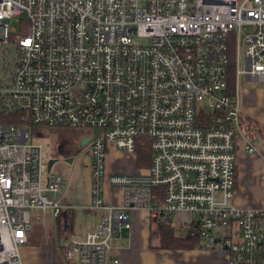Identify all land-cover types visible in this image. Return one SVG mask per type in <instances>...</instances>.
Returning a JSON list of instances; mask_svg holds the SVG:
<instances>
[{
  "label": "built area",
  "instance_id": "built-area-1",
  "mask_svg": "<svg viewBox=\"0 0 264 264\" xmlns=\"http://www.w3.org/2000/svg\"><path fill=\"white\" fill-rule=\"evenodd\" d=\"M25 14L19 33L8 28ZM13 42L9 82L0 75V113L18 116L0 123V264H25L33 211H62L68 179L49 171L30 124L98 130L88 209L106 213L68 242L66 261L120 264L114 231L143 209L166 222L186 214L180 236L224 249L228 264H264V207L235 203L243 111L228 91L233 58L236 79L264 82V0H0V44ZM111 148H146L150 166L107 179ZM106 184L120 205L107 204Z\"/></svg>",
  "mask_w": 264,
  "mask_h": 264
},
{
  "label": "crops",
  "instance_id": "crops-1",
  "mask_svg": "<svg viewBox=\"0 0 264 264\" xmlns=\"http://www.w3.org/2000/svg\"><path fill=\"white\" fill-rule=\"evenodd\" d=\"M252 83L254 82L246 76H240L236 80L234 94L243 111V126L248 119L260 125L259 128L252 129L249 135L245 134V130L237 135L238 176L235 203L240 207L264 205V202L263 205L251 202L253 196L250 195L254 193L249 188L255 183V189L260 193L261 187H264V95ZM86 138L89 136H81L82 141ZM249 144L254 145L257 152L249 153L246 149ZM87 145L91 156L90 143ZM129 154L115 148L109 150L105 169L107 179L113 175H133L140 172L142 167L137 165V157ZM80 155L69 159V164L60 160L53 169L63 173L68 179L66 187L57 195L62 211L59 217H55L51 211L32 212V230L28 233L27 244L22 248L25 264H76L66 261L65 246L70 240H82L88 232L96 228L105 215L103 210L93 212L88 209L91 203L92 160H85L86 163L83 164L85 156ZM104 194L108 205L118 206L123 201L122 190L109 184H106ZM127 213L132 221L131 228L116 229L113 234L112 258L119 260L120 264H228V255L220 247L204 250L197 243V247L190 250H175L162 248L161 237L153 242L152 224L159 222L162 232L163 224L172 227L175 219L173 222L159 221L143 209H129ZM184 217H187L186 214ZM178 227L177 230L175 226L172 227L174 236L183 238Z\"/></svg>",
  "mask_w": 264,
  "mask_h": 264
},
{
  "label": "rangeland",
  "instance_id": "rangeland-1",
  "mask_svg": "<svg viewBox=\"0 0 264 264\" xmlns=\"http://www.w3.org/2000/svg\"><path fill=\"white\" fill-rule=\"evenodd\" d=\"M20 19L27 20V15H23L22 17H15L14 19L8 20L6 23L8 24V28L13 30L16 29V33H19L21 29ZM139 43H144L145 41L136 39ZM16 58V46L15 43L9 44H0V75L1 77L9 82L10 73L14 69V63ZM253 86L263 93L264 95V82L260 83L254 81L252 83ZM25 128L29 134V142L41 144L43 146V160L45 163H49L50 160H60L68 163L69 159H75L79 154L80 157H84L83 164L86 163L85 160H89L91 158L88 152V145L82 146L81 136H90L97 135L98 130L87 128V129H76L69 127H39L35 128L31 125H26ZM79 150L80 152H77ZM131 155V154H129ZM132 156V155H131ZM69 164V163H68ZM73 164V163H71ZM56 165L53 167L55 169ZM143 168V167H142ZM52 169V170H53ZM256 184L253 183L249 186L251 192L254 194L253 200L251 202H259L260 205H263L264 202V187H261L260 193H258L255 189ZM243 195L242 191H238ZM258 193V194H257ZM262 195V196H261ZM217 198L220 199V194L217 195ZM236 199V195H235ZM264 207V205L262 206ZM262 207H246V208H262ZM183 214H178L175 217V221L172 223V227L175 226V230H177V226L179 224L178 218L182 219ZM184 216V215H183ZM154 222V221H153ZM159 222H155L152 224L151 233H152V241L156 242L161 237V229L158 224ZM130 224L132 225V221L130 218ZM127 233V232H126ZM220 235H229L230 230L228 228H223L218 231Z\"/></svg>",
  "mask_w": 264,
  "mask_h": 264
},
{
  "label": "trees",
  "instance_id": "trees-1",
  "mask_svg": "<svg viewBox=\"0 0 264 264\" xmlns=\"http://www.w3.org/2000/svg\"><path fill=\"white\" fill-rule=\"evenodd\" d=\"M235 59L231 60V69L230 75L228 79V91L231 95L235 94L236 90V75H235ZM0 123L1 124H18V116L10 115L5 113H0ZM31 126L35 128H39V125ZM258 123L252 119H248L247 123L244 124L243 130H245V134L249 135L252 129L259 128ZM43 127V126H42ZM45 127V126H44ZM137 165L140 167L150 166V158L151 155L148 153V149L146 148H138L137 151ZM198 240L196 238H177L174 236V229L167 224H163L162 232H161V247L164 249H175V250H190L197 247Z\"/></svg>",
  "mask_w": 264,
  "mask_h": 264
},
{
  "label": "water",
  "instance_id": "water-1",
  "mask_svg": "<svg viewBox=\"0 0 264 264\" xmlns=\"http://www.w3.org/2000/svg\"><path fill=\"white\" fill-rule=\"evenodd\" d=\"M91 142V138H86L82 141V146H86L88 143ZM71 162V161H70ZM58 164V160H50L48 163L49 171L51 172L53 167Z\"/></svg>",
  "mask_w": 264,
  "mask_h": 264
}]
</instances>
